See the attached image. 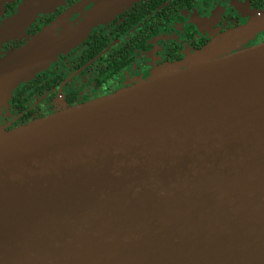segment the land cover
Listing matches in <instances>:
<instances>
[{
	"label": "water",
	"instance_id": "1",
	"mask_svg": "<svg viewBox=\"0 0 264 264\" xmlns=\"http://www.w3.org/2000/svg\"><path fill=\"white\" fill-rule=\"evenodd\" d=\"M64 1L23 0L0 49ZM260 29L0 130V264H264V42L239 48ZM72 41L53 25L30 38L0 61V92Z\"/></svg>",
	"mask_w": 264,
	"mask_h": 264
},
{
	"label": "flooded vegetation",
	"instance_id": "2",
	"mask_svg": "<svg viewBox=\"0 0 264 264\" xmlns=\"http://www.w3.org/2000/svg\"><path fill=\"white\" fill-rule=\"evenodd\" d=\"M22 1L6 4L0 23ZM263 19L264 0H65L39 15L20 39L2 45L0 61L52 25L55 37L70 33L73 38L67 50L18 84L11 96L0 92V130L131 88ZM263 42L260 29L239 48Z\"/></svg>",
	"mask_w": 264,
	"mask_h": 264
},
{
	"label": "rangeland",
	"instance_id": "3",
	"mask_svg": "<svg viewBox=\"0 0 264 264\" xmlns=\"http://www.w3.org/2000/svg\"><path fill=\"white\" fill-rule=\"evenodd\" d=\"M248 40H249V39H248ZM245 42H247V41H245ZM248 47H249V46H248ZM4 96H7V97H8V96H10V95H9L8 93H7V94L4 93Z\"/></svg>",
	"mask_w": 264,
	"mask_h": 264
},
{
	"label": "trees",
	"instance_id": "4",
	"mask_svg": "<svg viewBox=\"0 0 264 264\" xmlns=\"http://www.w3.org/2000/svg\"><path fill=\"white\" fill-rule=\"evenodd\" d=\"M8 8H13V6H8Z\"/></svg>",
	"mask_w": 264,
	"mask_h": 264
}]
</instances>
